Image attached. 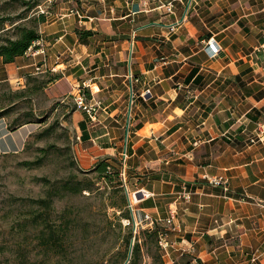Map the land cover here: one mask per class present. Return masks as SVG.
<instances>
[{
  "label": "crops",
  "instance_id": "obj_1",
  "mask_svg": "<svg viewBox=\"0 0 264 264\" xmlns=\"http://www.w3.org/2000/svg\"><path fill=\"white\" fill-rule=\"evenodd\" d=\"M89 1L78 7L62 0L67 12L40 27L50 46L40 61L47 67L51 57L56 64L66 53L67 63L53 66L71 67L66 77L71 78L80 65L82 80H90L87 91L108 104L121 100L129 72L134 75L135 110L123 124L117 107L109 113L117 123L112 138L122 135L126 143L128 137L130 156L142 158L128 168L142 169L147 177L140 211L162 219V196L173 194L164 217L175 205L179 230H169L173 248L162 264H186L193 257L208 264H264V0H175L170 13L161 7L169 0ZM95 10L102 12L84 13ZM85 17L108 21L91 29L99 25L95 36L111 44L109 53L102 46L91 55L97 64L88 71L81 63L82 45L76 44L77 30L90 22ZM123 23H131L129 31L117 29ZM210 36L220 48L216 56L204 44ZM59 42L63 52L53 53ZM35 57L25 52L11 63L0 57V79L23 78ZM109 85L114 89L106 90ZM34 131L33 122L10 128L0 117V154L23 150ZM168 164L175 180L167 177ZM205 174L224 176L226 189L210 185ZM183 186L190 190L188 201L180 195Z\"/></svg>",
  "mask_w": 264,
  "mask_h": 264
},
{
  "label": "rangeland",
  "instance_id": "obj_2",
  "mask_svg": "<svg viewBox=\"0 0 264 264\" xmlns=\"http://www.w3.org/2000/svg\"><path fill=\"white\" fill-rule=\"evenodd\" d=\"M73 2L80 7L81 3L88 4L90 1ZM38 5L46 10L43 13L44 24L36 21L41 14ZM65 7L62 0H53L49 5L45 0H0V43L2 38L15 37L11 28L14 24L34 26L40 34V27L44 30L54 18L67 12ZM101 12L95 10L84 13L99 16ZM104 12L106 16L110 13L108 4L105 5ZM83 19L89 20L86 17ZM89 21L78 29L83 36L76 41V44L82 45L85 57L81 63L86 66V71L97 64L91 55L102 46L109 53L107 48L111 46L110 43H104L99 35L95 36L99 25L96 30L91 29L95 23L108 21ZM130 26L131 23H123L117 29L126 31L128 27L129 31ZM86 30H90L93 35L84 36ZM104 41L109 39L104 38ZM58 44L53 53L57 50L63 52L62 42ZM48 47L50 46L44 44V48ZM40 58L41 55H37L28 62L39 65ZM69 58L63 52L58 62L53 64L51 57L46 68L62 66ZM35 65L25 68L23 79H27L28 83L24 87L12 83L14 80L10 82L0 79V85H3L0 88V106H6L9 102L3 97L6 87L15 91L24 90L33 83L36 84V79L45 81L56 76L45 86L35 87L26 97L15 99V105L4 115L9 123L15 117L33 120L35 131L20 152L0 154V264H123L132 239L133 244L136 241L139 244L135 264H162L165 259L158 246L157 234L141 232L147 227L145 221L141 222L144 211L139 210L141 199L138 194L140 192L145 197L141 190L147 177L140 174L142 169L128 172L129 166L140 165L142 158L139 154L130 156L128 137L126 143L121 141L122 135L118 141L112 138L114 132L117 133V123L113 117H109V113L117 107L118 114L122 116V124L129 117L127 98L130 83L126 81V94L118 103L108 104V100L104 102L99 98L101 104L97 118L104 116L105 120L90 121L85 112L76 107L72 98L73 87L84 78V69L78 65L72 68L71 78H66L70 73L69 66L36 73ZM132 76L134 91L136 82L134 75ZM105 85L98 83L100 87ZM92 86L94 90V85ZM112 89L114 86L109 85L106 90ZM105 94L108 96L109 92ZM86 96L87 99L90 98V91L86 92ZM136 102L133 97L130 116L132 107L135 110L133 105ZM103 131L108 133L99 136ZM83 135L87 138L84 139ZM115 142L118 143L117 147L114 146ZM123 152H126L125 158ZM172 157V152L166 154V159L170 160ZM100 161L110 164L106 169L107 172H112L110 180L97 172L96 165ZM167 166V177L175 180V169L170 168V164ZM149 179L151 181L154 177ZM135 191L137 193H134L133 200L131 194ZM48 196L52 199L49 212H39L41 208H38V204L30 202L31 199ZM172 196L173 194L162 196V219L157 221L156 229H165L163 219ZM128 212L130 216L133 214L131 220L123 216ZM130 230L132 236L128 237Z\"/></svg>",
  "mask_w": 264,
  "mask_h": 264
},
{
  "label": "built area",
  "instance_id": "obj_3",
  "mask_svg": "<svg viewBox=\"0 0 264 264\" xmlns=\"http://www.w3.org/2000/svg\"><path fill=\"white\" fill-rule=\"evenodd\" d=\"M52 1L53 0H45V3L47 5H49L50 3H52ZM174 1L175 0H169L165 3H163L161 5V7H163L166 10V12L170 13L173 11V6H174L173 2ZM38 11L40 13L46 12L44 7H42L41 5H38ZM173 26L174 25H171L170 28L173 29ZM204 44L206 45V49H208V51L210 52V54L212 56L217 55L220 48H219L216 40L214 39V37L210 36L208 39H206L204 41ZM27 52L31 56L41 55L42 58L45 59L46 54H45L44 42H43V39L41 36L36 41H34L32 43V45L27 49L26 53ZM44 59L41 60V63L39 65H37V64L35 65V72L36 73L42 72L45 69H48L50 71L55 70V67L46 68V66H44V63H45ZM128 78H129V83L131 86L130 87V94H131V99H132L134 96V92H133L132 85H131L133 76L131 75L130 72H129ZM12 83H15L18 86H24L25 79H23V78L16 79ZM89 88H90V80L89 79L82 80V82H80V84L78 83L77 85H75L73 87L74 92H72V98H73V101H74L76 107L78 109L84 111L90 121H96L97 113H98V110L100 108L101 102L98 99H94L92 96H90V98L87 99L86 92H87V90H89ZM148 91L149 90L147 89L144 93H147ZM78 138L80 139L79 136H78ZM258 139H260V138H258ZM251 141H253V139H251ZM126 156H127L126 152H123V157L125 158ZM123 174H124V172H123ZM204 178L207 179V181L210 185L221 186L224 189H226L227 179L224 176L205 174ZM134 193H137V192L135 191L131 195L133 196ZM180 195L188 201L190 199L191 193H190V190L187 189L186 186H183ZM144 196H146V195H144ZM133 198H134V196H133ZM129 200H130V198H129ZM130 208H131V205H130ZM176 217H177V207L174 205L169 210L168 215L163 219L165 229H156V223H157V221H159V219H156V218L150 216L146 212H142L141 222L145 221V225L147 227L144 229L156 231V234L158 236V246H159L160 250H162L164 255H168L170 249L173 248V242H171V240L169 239V235H168L169 230H172V231L179 230V228L175 224ZM186 264H208V263L193 257Z\"/></svg>",
  "mask_w": 264,
  "mask_h": 264
},
{
  "label": "trees",
  "instance_id": "obj_4",
  "mask_svg": "<svg viewBox=\"0 0 264 264\" xmlns=\"http://www.w3.org/2000/svg\"><path fill=\"white\" fill-rule=\"evenodd\" d=\"M43 13L39 14L38 18L36 19L37 22L42 23L45 21ZM13 31L15 32V37H6L2 38L1 43H0V57L2 59L3 63H11L14 62V60L27 51V49L32 45L34 41H36L39 37L40 34L38 30L34 26H23L20 24H14L12 27ZM78 34V37H82V33L77 30L76 32ZM84 36H92L93 33L90 30L84 31ZM56 76H52L48 78L45 81H38L37 79L35 81L36 84L33 83L32 86H28L24 90H12L11 88L6 87L4 90L3 97L8 99V104L6 106H0V117H4L8 112H10V109L12 106L15 105V99L19 97H26L28 94L32 93L35 89V87H43L45 86L46 83L54 79ZM28 83V80H25V84ZM23 86V87H24ZM3 87V85H0V88ZM9 105V106H8ZM34 122L31 119L27 120H20L19 117H15L11 120V123H9L10 128H15L19 125L25 124V123H30ZM83 125V124H82ZM84 139H86V135L84 136ZM110 164H108L105 161H100L96 165V170L97 172L104 178L109 179L111 177L112 172H107L106 169L109 167ZM187 187V186H186ZM87 187H83V189H86ZM188 188V187H187ZM30 202L38 204V208H41L39 212H49V208L51 207V196L45 197V198H39V199H31ZM125 218L128 220H131V216L129 215V212L126 214H123ZM142 233H151V234H156L155 230H148L144 229L141 231ZM132 236V231L130 230L128 232V237ZM139 250V244L136 241L133 246H132V251H131V259L128 264H135L136 262V257H137V252Z\"/></svg>",
  "mask_w": 264,
  "mask_h": 264
},
{
  "label": "water",
  "instance_id": "obj_5",
  "mask_svg": "<svg viewBox=\"0 0 264 264\" xmlns=\"http://www.w3.org/2000/svg\"><path fill=\"white\" fill-rule=\"evenodd\" d=\"M131 102H132V99H131V94H130V98H129V105H128V115L130 113V108H131ZM138 198L139 199H142V196H141V193L139 192L138 194ZM131 213V212H130ZM131 218H133V214L131 213ZM132 244H133V239L130 240V245H129V249H128V253H127V257H126V260L124 261L123 264H127L129 262V259H130V256H131V251H132Z\"/></svg>",
  "mask_w": 264,
  "mask_h": 264
},
{
  "label": "bare ground",
  "instance_id": "obj_6",
  "mask_svg": "<svg viewBox=\"0 0 264 264\" xmlns=\"http://www.w3.org/2000/svg\"><path fill=\"white\" fill-rule=\"evenodd\" d=\"M144 195H145V193H144ZM133 198V197H132ZM135 198H133V200H134Z\"/></svg>",
  "mask_w": 264,
  "mask_h": 264
}]
</instances>
